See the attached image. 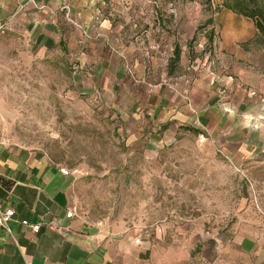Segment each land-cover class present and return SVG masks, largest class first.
Listing matches in <instances>:
<instances>
[{"label":"crops","instance_id":"obj_1","mask_svg":"<svg viewBox=\"0 0 264 264\" xmlns=\"http://www.w3.org/2000/svg\"><path fill=\"white\" fill-rule=\"evenodd\" d=\"M159 1L0 0V22L40 52L67 54L80 91L118 115L130 154L155 155L190 132L225 158L259 165L264 41L254 23L222 4ZM241 87L253 98H239ZM72 180L0 131V209L15 212L0 227V264H264L262 219L223 233L172 228L142 243L77 218Z\"/></svg>","mask_w":264,"mask_h":264},{"label":"rangeland","instance_id":"obj_2","mask_svg":"<svg viewBox=\"0 0 264 264\" xmlns=\"http://www.w3.org/2000/svg\"><path fill=\"white\" fill-rule=\"evenodd\" d=\"M164 1L216 9L230 0ZM251 1L243 0L244 6L251 7ZM239 93V98H253L245 87ZM229 96L237 98L235 90ZM0 131L7 143L44 153L69 172L77 218L138 242L158 243L175 234L172 228L223 233L264 220V154L259 165L225 158L190 132L155 155L130 154L118 115L80 91L67 54L38 51L4 21Z\"/></svg>","mask_w":264,"mask_h":264},{"label":"trees","instance_id":"obj_3","mask_svg":"<svg viewBox=\"0 0 264 264\" xmlns=\"http://www.w3.org/2000/svg\"><path fill=\"white\" fill-rule=\"evenodd\" d=\"M251 2V7L246 8L243 0H230L223 4V8L250 19L254 23L260 38L264 41V3L258 4L254 0Z\"/></svg>","mask_w":264,"mask_h":264},{"label":"built area","instance_id":"obj_4","mask_svg":"<svg viewBox=\"0 0 264 264\" xmlns=\"http://www.w3.org/2000/svg\"><path fill=\"white\" fill-rule=\"evenodd\" d=\"M60 173L63 174L64 176L69 175V172L64 168H60ZM73 216H74L73 212H69L66 214L67 218H72ZM14 219H15V212L13 209H6V210L0 209V227L1 228H6L7 224L13 221ZM21 225L31 229V232L33 234H38L40 231V225L38 224L30 225L27 221H22Z\"/></svg>","mask_w":264,"mask_h":264}]
</instances>
